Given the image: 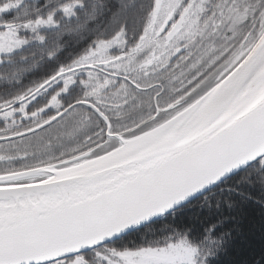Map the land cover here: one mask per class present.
Returning <instances> with one entry per match:
<instances>
[{"label":"snow or ice","instance_id":"snow-or-ice-1","mask_svg":"<svg viewBox=\"0 0 264 264\" xmlns=\"http://www.w3.org/2000/svg\"><path fill=\"white\" fill-rule=\"evenodd\" d=\"M0 264H264V0H0Z\"/></svg>","mask_w":264,"mask_h":264}]
</instances>
